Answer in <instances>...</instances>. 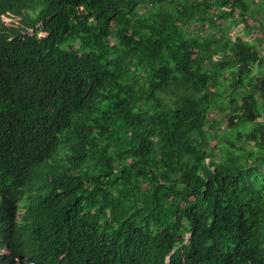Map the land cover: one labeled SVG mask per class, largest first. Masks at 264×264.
<instances>
[{
	"label": "trees",
	"instance_id": "trees-1",
	"mask_svg": "<svg viewBox=\"0 0 264 264\" xmlns=\"http://www.w3.org/2000/svg\"><path fill=\"white\" fill-rule=\"evenodd\" d=\"M10 7L2 126L51 161L62 264H264V0Z\"/></svg>",
	"mask_w": 264,
	"mask_h": 264
},
{
	"label": "clouds",
	"instance_id": "clouds-1",
	"mask_svg": "<svg viewBox=\"0 0 264 264\" xmlns=\"http://www.w3.org/2000/svg\"><path fill=\"white\" fill-rule=\"evenodd\" d=\"M15 1L0 0V36L9 35V45L0 48V71L7 66L22 68L21 55L27 47L21 35L24 27L18 25L23 11L10 7ZM47 96L50 100L49 93ZM15 103L8 104L4 94L0 95V264H62L67 250L56 255L55 249L63 242L51 231L48 206L53 205L51 197L61 192L54 190L52 164L41 146L23 141L16 125L5 132L3 119ZM50 244L55 248L48 250ZM130 251L137 253L136 257L128 252L119 260L107 257L106 264L144 262L141 251ZM88 263L86 258L83 264Z\"/></svg>",
	"mask_w": 264,
	"mask_h": 264
}]
</instances>
